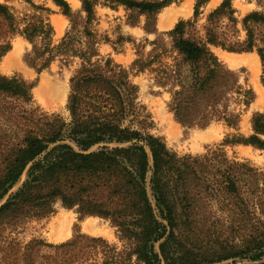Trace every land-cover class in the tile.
<instances>
[{
    "label": "trees",
    "instance_id": "trees-1",
    "mask_svg": "<svg viewBox=\"0 0 264 264\" xmlns=\"http://www.w3.org/2000/svg\"><path fill=\"white\" fill-rule=\"evenodd\" d=\"M22 1L23 14L0 1V55L20 35L31 44L25 60L38 70L56 60L75 66L68 118L31 107L33 85L0 72V264H264V166L230 158L222 147L196 155L170 150L149 131L131 78L148 73L170 94L168 106L183 125L237 126L254 92L213 47L257 51L264 83V11L240 19L233 0H222L199 23L209 0H196L192 17L158 32L124 66L100 50L109 39L96 27V7L123 5L156 32V15L177 0H81L76 12L52 0L70 20L57 42L52 9ZM252 127L226 142L264 148V112L254 113ZM57 203L109 220L121 246L86 234L58 244L11 235Z\"/></svg>",
    "mask_w": 264,
    "mask_h": 264
},
{
    "label": "rangeland",
    "instance_id": "rangeland-1",
    "mask_svg": "<svg viewBox=\"0 0 264 264\" xmlns=\"http://www.w3.org/2000/svg\"><path fill=\"white\" fill-rule=\"evenodd\" d=\"M0 1H6L13 6L19 14H23L28 8V4L22 0ZM34 1L36 3H43L52 9V12L49 14V19L54 27V41L57 42L70 26L69 17L64 14L60 7L52 0ZM66 1L75 12L81 8V0H77L75 4L71 0ZM221 2L222 0H209L201 8L199 23H202L208 12L217 7ZM195 3L196 0H177L162 8L156 15V32H147L144 29V24L146 22L145 15H139L137 13L131 14L123 5L111 7L99 4L96 7L98 16L96 27L102 37L107 36L109 39L100 46L101 52L103 54H110L115 62L124 66H129L137 57L138 48H142L143 52H147L150 49L151 46L148 41L154 39L158 32L173 28L180 19L192 17ZM232 4L236 9L237 17L240 19L250 11H264V0H233ZM174 12L176 14H174ZM164 16L167 17L165 18ZM54 17L60 20L61 18L63 19L62 30L59 32L53 21ZM243 36L244 31H241L240 37ZM11 42L12 47L7 52L0 55V72L9 76L18 75L33 85L31 107H37L41 112H47L49 114L59 113L64 118H68L69 112L66 104L69 93V78L75 63L67 67L62 66L60 62L56 60L51 63L49 67L38 70L25 60V53L30 49L31 44L20 35L14 36ZM16 44L19 46V51L11 55V63L9 65H4L6 57L14 51ZM213 50L220 60L238 74L240 83L246 88L252 89L254 92L253 101L248 106H240L241 117L238 125L230 126L222 120L213 121L205 127L183 125L176 119L174 112L171 111L168 106L170 94L157 85L152 84L148 73H133L131 78L139 85L138 100L146 107V113L150 115V120L152 122L149 131L161 137L165 141L167 147L178 155H196L205 153L211 148L222 147L230 158L248 161L253 166L261 168L264 166V148L256 147L250 143L226 142L227 139H232L234 135L242 134L248 136L252 134V117L254 113L264 112V97H262L264 83L261 78V60L255 77L256 86L253 81L252 68L248 63L240 62L233 64L221 54L234 53L233 55H255L258 54L257 51H232L220 46L213 47ZM43 79L52 81L53 85L60 84L64 86L65 102L58 100L52 102L49 106H46L42 102L40 94L36 92V89L40 86ZM259 90H261V92ZM262 136L264 137V135ZM59 217L65 218L66 229L68 231V235L61 238L58 237L57 232L54 233L56 231L55 225ZM91 226L94 228L92 229ZM77 234L101 236L110 243L121 246V241L117 237L115 227L111 225L109 220L97 215H81L76 207H65L61 203H57L54 211L50 214L44 217L24 219L11 231L13 237H16L24 243L30 239L39 238L49 243L58 244L73 238Z\"/></svg>",
    "mask_w": 264,
    "mask_h": 264
},
{
    "label": "bare ground",
    "instance_id": "bare-ground-1",
    "mask_svg": "<svg viewBox=\"0 0 264 264\" xmlns=\"http://www.w3.org/2000/svg\"><path fill=\"white\" fill-rule=\"evenodd\" d=\"M74 4L77 3V0H71ZM188 8V7H187ZM168 10V9H167ZM169 11V10H168ZM171 14V13H170ZM174 14H176L174 12ZM175 16V15H174ZM165 17V16H164ZM167 17V16H166ZM165 17V18H166ZM176 18V17H175ZM169 19V18H167ZM62 18L61 20L58 18H53L55 27L57 29V31H61L62 30ZM162 20V19H161ZM170 20V19H169ZM171 21V20H170ZM164 22V21H162ZM171 23V22H170ZM164 26V25H163ZM29 44V43H28ZM19 51V46L16 44L14 51L6 57L5 61H4V65H9L11 63V55L13 53H16ZM230 53V52H229ZM234 54V53H233ZM233 54H228V53H223L221 54L225 59H227L230 63L233 64H237L240 62H246L248 63L251 68H252V72H253V81L257 86L256 83V75H257V71H258V66H259V56L258 54L255 55H233ZM220 55V54H219ZM122 59V58H121ZM261 92V90H259ZM36 92L38 94H40V97L42 99V102L46 105L49 106L52 102H56L58 100L64 101L65 99V89L64 86H61L60 84H56L53 85L52 81L47 80V79H43L40 86L36 89ZM262 97H264V92H262ZM65 102V101H64ZM63 214V213H61ZM63 216V215H62ZM66 216V215H65ZM67 220V218H66ZM91 220V219H90ZM91 223V222H90ZM55 225V224H54ZM87 225V224H86ZM92 225V223H91ZM88 226V225H87ZM92 227V226H91ZM54 228V227H53ZM94 227H92L93 229ZM55 229L56 231L54 233L57 232V235L59 238L61 237H65L66 235H68V231L66 229V223H65V218L64 217H59L57 219V223L55 225Z\"/></svg>",
    "mask_w": 264,
    "mask_h": 264
}]
</instances>
